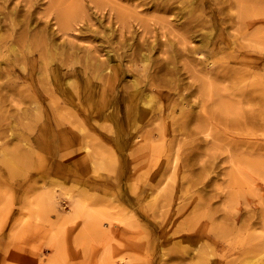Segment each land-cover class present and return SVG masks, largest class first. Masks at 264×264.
<instances>
[{
	"label": "rangeland",
	"instance_id": "374dc122",
	"mask_svg": "<svg viewBox=\"0 0 264 264\" xmlns=\"http://www.w3.org/2000/svg\"><path fill=\"white\" fill-rule=\"evenodd\" d=\"M157 1L160 0H62L63 17L67 18L70 9L74 11L70 18L74 19L69 30L63 29L66 33L51 35L52 44L58 49L64 46L62 60L72 57L78 61V70L88 72L101 61L107 64L108 52L131 53L124 45L139 38L149 46L153 41L158 43L148 53L154 63L155 58H163L160 52L168 50L174 35L187 34V26L193 38L191 45L198 46V39L209 32L215 34L213 26L219 22L224 37L222 45L227 48L228 41L234 42L233 51L242 52L239 58L243 59H237L239 63L225 59V55L231 57L232 49L211 58L219 63L217 58L223 56L225 68H229L231 76H236L223 80L212 74L208 89L202 93V100L206 101L201 121L211 122L216 128L203 134L191 123L183 129L169 128L163 134L153 131L151 143L155 154L142 161L140 156L132 159L136 146L131 145L130 139L124 138L122 147L116 149L110 145L111 133L90 128L92 122H101L99 116L87 120V114H82L84 131H74L81 143L60 146L59 150L66 155L51 165L54 161L51 155L35 148L27 149L13 140L9 142L11 138L5 139L10 133L15 137L37 135L38 131L28 129V124L40 121L39 112L33 110L26 117L28 120L17 118L14 129L3 133L4 117L14 111L5 103L0 105V141L4 143L0 148V264H199L193 250L206 243L213 244L216 250L222 244L237 252L228 259L220 260L218 256L214 264H242L248 257H264V0H208L205 7L202 4V11L196 9L205 1L194 0L191 25L186 9L188 0L169 1L171 11L167 13L154 5ZM22 2L6 0L3 4L13 7ZM33 2L38 5L37 11L43 8L39 5L41 0ZM121 14L126 25L120 28L114 21ZM55 22L51 17L54 31L58 30ZM252 24L259 28L255 37ZM123 41L124 45L120 44ZM251 45L254 50H250ZM117 52L114 56H118ZM259 57L263 61H253L255 74L239 79L235 70H245L246 65L250 66ZM121 67L140 69L143 62L123 61ZM169 67H174L177 73L170 78L173 83L158 84L161 91L166 93L179 84L184 94L191 92V100L198 98L194 86L189 87L193 85L192 79L180 69V63ZM133 73L124 74L123 85L132 84L137 78ZM19 75L14 74L20 80L18 93L23 94L33 83ZM240 82L247 84L248 91L258 98L257 105L247 101L246 91L241 95L232 92L231 87ZM71 83L83 86L80 77ZM222 88L225 92L220 97L216 90ZM150 92L155 89L147 88L145 94ZM91 93L93 98L85 99ZM21 98L29 99L24 95ZM171 100L176 104L181 97L172 96ZM82 103L85 112L96 108L95 84L84 93ZM154 117L152 114L150 121ZM157 117L154 124L160 121L159 114ZM66 118L73 121L69 115ZM180 119L183 118L177 112L174 121ZM166 121L171 123L173 118L167 117ZM190 152L193 154L189 155ZM187 155L192 158L188 165L184 160ZM173 160L180 171L168 178L164 175L162 190L152 195L150 190L155 188L147 189L145 185L162 166L161 162L170 165ZM123 165H126L124 177L114 182V175ZM176 185L179 189L172 196ZM141 189L147 193L140 194ZM127 194L132 196L134 207L126 206L131 204H126ZM70 200H74L75 206ZM125 206L130 212L128 220H124ZM235 215L238 223L234 225ZM100 217L111 228L107 233L97 225ZM46 250L51 254L44 257ZM182 250L186 253L182 254ZM214 253L219 254L218 250Z\"/></svg>",
	"mask_w": 264,
	"mask_h": 264
},
{
	"label": "bare ground",
	"instance_id": "6f19581e",
	"mask_svg": "<svg viewBox=\"0 0 264 264\" xmlns=\"http://www.w3.org/2000/svg\"><path fill=\"white\" fill-rule=\"evenodd\" d=\"M3 1L6 0H0V16H2L0 19V80H2L0 83V105L5 103L14 111L8 117H4L3 133H9L11 128L14 129V123L19 121L17 118L23 117V119L28 120L26 117H30L33 110L39 112V116L37 117L41 121L35 120L36 122L34 123L29 121L30 123L28 124V129L38 131L36 132L37 135L24 136L23 134H17L15 137L10 133L5 138H11L9 142L13 140L14 143L25 145L27 149L32 150L35 148L36 150L45 152L47 155H51L54 158L51 165H54L57 160H62L66 155L64 151L59 150L60 146L81 143L82 140L74 133L75 130H78L79 133L84 131V127L80 121V115L87 114L85 115L87 120L97 115L101 119V124L92 122L89 124L90 128H98L100 131L111 133L110 145L113 144L116 149L122 147L125 142L124 138L130 139L131 145L136 146L132 159L137 160L136 158L140 156L142 161L144 159L146 161L152 154H155V147L151 143L154 140L151 137L153 131L163 134L169 128L171 130L183 129L187 128L191 123H194L193 126L198 132L200 131L203 134L210 128H216L211 122H207L206 120L201 121L202 114L204 113L203 104L206 101L204 100L203 102L202 93L208 89V82L211 81L210 77L212 74L216 78L223 80H228V76L231 75L228 71L229 68H225L224 59H221L223 56L217 58V62L219 63H214L211 58L222 54L225 52V49H232L234 55L232 53H230L231 57L225 55V59L231 58L235 62L237 59L240 61L243 59L239 58L242 52L239 50L233 51V48H235L233 47L234 42L228 41L227 48L222 45L224 43V37L221 34L222 28L219 22L214 23V26L212 25L215 27V34L213 35L212 32H209L207 35L198 39V46L191 45L193 38L187 32H191L188 26L185 29L187 34L174 35L173 41L169 45L168 42L164 44L160 42L161 45H168V50H161L160 57L163 58L159 60L155 58L154 63L152 56L150 54L148 55V53L153 51L158 46V43L153 41L150 44L151 46H149L141 38L134 41L135 43L129 41L125 45L123 41L120 44L124 45L128 51H132L131 53L127 54L125 51L108 52L107 64L101 61L96 64V67L91 66L92 69L87 72L82 69L78 70V61L72 57H68V61L65 59L62 60L61 58L65 56L64 46L59 45V47L61 46L59 49L62 50L58 52L59 49L56 48L55 43L53 42L52 44L51 35L55 34L56 36L60 31L66 33L63 29L67 28L69 30L72 27L70 23L74 19L70 18L74 14V11L70 9L66 14L67 18L63 17L62 0H57L56 3H51V0H41L42 2L39 5H42L43 8L40 11H37L38 5L33 0H23L24 4H14L13 7L4 5ZM169 1L171 0H160L154 5L164 13H167L171 11ZM193 1L188 0L189 5L186 8L190 25L192 24L193 12H195L192 6ZM204 1L197 6V11H202V4L205 7V3L209 2L208 0ZM53 8L55 9V14ZM123 9L128 10L126 7H123ZM243 11L245 10L243 9ZM51 17H54L57 21V23L55 22L58 25V30L56 31L51 28ZM178 20L181 19L178 18ZM114 22L120 28L126 25L123 14L119 15ZM251 28L253 29L252 36H257L259 28H256L255 24H252ZM217 31L220 33H216ZM250 48V50H254L252 45ZM116 52L118 56H114ZM203 52H206V56L203 55ZM138 59H141L143 62V67L140 69H134L133 67L124 69L121 67L123 61L132 62ZM253 61L261 62L263 60L260 57L258 60L255 58L251 61L250 66L246 65L245 70H235L239 75V79H242L243 75L255 74V64ZM177 63H180V69L192 79L193 85H189V87L194 86L198 98L191 100V92L184 94L182 92L183 88L179 84L174 85L166 93L159 88L158 84L162 82H166V84L173 83L170 82V78L177 71L174 70V67H169V64L174 65ZM237 63L239 62L237 61ZM216 64L218 67H216ZM131 71L137 75V78L132 81L131 85H123L122 82L126 78L124 74H129ZM16 72L20 74V77L29 81L30 84H34L37 81L36 83L40 82L42 85L32 84L31 89L28 88V91L20 94L18 93L20 80H18L19 77L14 76ZM77 77L82 78L83 86L71 83ZM232 77L236 78V76ZM64 80L66 81L64 82ZM22 81L25 82L24 80ZM206 83L208 84L207 86ZM93 84L96 85V108H89L85 112V109L82 108V97ZM138 85L142 86L138 88ZM147 88L149 91L155 89V92H150L151 94L146 95ZM231 89L234 94L238 95L246 91V99L249 102L255 103L253 106L259 103L258 98L251 91H248L247 84L243 83L242 85L241 82L235 83ZM216 92L222 97L225 90L223 88L222 90L217 89ZM23 95L24 98L29 97V99L23 100L21 98ZM93 95L91 93L85 99L90 96L92 99ZM157 95L159 96L157 97ZM177 95L181 97V100L175 104V101L171 102V97ZM162 100H165L166 103H163ZM177 112H179L183 119L174 121V115ZM152 114H155V117L150 121ZM157 114H159L160 121L154 124L158 121ZM67 115L73 117V121L67 119ZM167 117H172L173 121L171 123L167 122ZM197 119L199 121L195 122ZM143 130H147V133H141ZM11 132L13 133V131ZM204 142L206 143L207 141ZM3 145L4 143L0 141V148ZM187 145L190 144L188 143ZM190 154L193 153L190 152ZM189 155L184 159L188 161L187 165L192 160ZM122 163H125V161ZM160 166L157 172L152 174V179L145 185L147 189L155 188L150 190L151 194L155 196L162 190L161 181L163 176L165 175L168 178L172 173L176 175L180 171L176 167L175 160L170 165L167 163L162 164L161 162ZM170 168L172 169L171 171ZM125 173L126 165H123L119 173L114 175L113 181H121ZM100 186H104V184ZM176 189H179L178 185L172 188V196L175 195ZM125 191L127 190L125 189ZM144 191L141 189L140 194L147 193ZM140 197L141 195L139 198L133 199V201L137 202ZM125 200L128 202L126 204L131 203L132 196L127 194ZM73 201L70 200L72 206H75L72 203ZM132 204L126 206L134 207ZM126 206L124 207V220L129 219L128 214L130 213L127 211ZM136 213L139 216H143L142 211ZM237 221L238 215L233 216V224H237ZM97 225H99L103 233H107V230L111 229L104 217L98 219ZM216 247L219 254L214 253L217 250L211 243H206L202 248L196 246L193 253H197L199 264H214L218 256L220 260H223L224 258L228 259L237 254L236 251L228 250L222 244H218ZM184 253L186 251L182 250V254ZM242 264H264V257H248L244 259Z\"/></svg>",
	"mask_w": 264,
	"mask_h": 264
},
{
	"label": "crops",
	"instance_id": "0c3cea01",
	"mask_svg": "<svg viewBox=\"0 0 264 264\" xmlns=\"http://www.w3.org/2000/svg\"><path fill=\"white\" fill-rule=\"evenodd\" d=\"M66 239H67V237H66ZM69 239V238H68ZM68 239H67V241H68ZM1 250H2V243L0 242V254H1ZM51 254V251H49V250H46L45 251V255H44V257H47V256H49Z\"/></svg>",
	"mask_w": 264,
	"mask_h": 264
}]
</instances>
